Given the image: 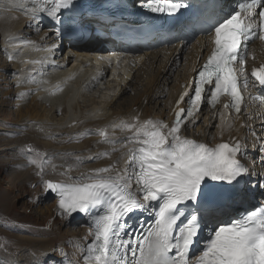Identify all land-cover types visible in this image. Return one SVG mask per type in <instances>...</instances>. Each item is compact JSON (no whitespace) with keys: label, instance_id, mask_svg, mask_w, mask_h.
<instances>
[{"label":"snow or ice","instance_id":"obj_1","mask_svg":"<svg viewBox=\"0 0 264 264\" xmlns=\"http://www.w3.org/2000/svg\"><path fill=\"white\" fill-rule=\"evenodd\" d=\"M107 4L105 8L82 0H13L14 7L35 21L50 18L57 38L70 39H83L93 30H126L122 16L117 15L123 0H107ZM135 6L147 17H166L190 25L193 33L206 34L211 49L180 95L171 123L141 120L136 115L88 130L101 137L97 143L112 145L89 159L111 158L119 152L117 161L73 176V169L82 163L79 155L73 156L74 163L64 171L57 172L63 167L52 163L57 154L31 145L21 148L28 164L38 169L45 195L54 194L58 214H83L91 225L92 239L85 237L84 243L77 241L75 245L80 259L65 254L60 264H264V202L235 216L226 212L245 182L250 188L257 187L251 183L254 168L239 158L243 145L231 138L209 145L182 134L187 123H195L206 96L212 108L227 97L223 108L239 114L245 104L244 90L251 86L260 94H250L248 99L264 104V63L250 72L246 67L249 43L257 39L264 42V0H135ZM7 39L33 43L17 34H9ZM60 90L57 84L53 94ZM186 97L188 107H179ZM221 126L231 128L233 124L221 114ZM116 129L123 135L116 137ZM86 134L77 133L75 138ZM261 148L264 151V145ZM125 156L121 169L119 160ZM48 167L54 175L65 178L43 179ZM258 186L264 191V175ZM136 213L143 215L136 219ZM145 216L151 219L146 221ZM0 227L11 225L0 218ZM0 264L19 261L3 259Z\"/></svg>","mask_w":264,"mask_h":264},{"label":"bare ground","instance_id":"obj_2","mask_svg":"<svg viewBox=\"0 0 264 264\" xmlns=\"http://www.w3.org/2000/svg\"><path fill=\"white\" fill-rule=\"evenodd\" d=\"M9 7L12 10L6 11ZM30 21L32 26H29ZM33 32L34 37L31 36ZM9 34H17L33 43L25 45L21 44L20 40L9 41L7 39ZM189 41H177L169 46L129 54L117 62L114 57L118 50L103 48L94 52L89 49L92 44L98 43L97 36L85 45H72L70 40L56 37L55 24L50 18L45 17L35 21L24 10L14 7L13 0H0V46L4 54L3 62L11 64L8 70L12 72L15 83L21 86L20 93H25L21 96L24 103L22 108H27V111L20 113L19 116L23 117V121L26 115L30 119L26 126H39L38 137L33 138L30 143H25L23 140L21 143H25V146H34L50 155L57 154L52 163L63 165L57 168V172L64 171L68 164L74 163L73 156L79 155L82 163L78 168L73 169L71 173L73 176L79 171L103 167L117 161L120 157L119 152L113 153L111 158L89 159L95 153L110 149L112 145L97 143L101 137L88 130L104 127L112 122L118 123L120 120H131L136 115H139L141 120L153 118L171 123L175 118L174 110L180 95L188 81L195 75V71L206 60L211 49L210 38L207 35ZM53 44L58 47L52 48ZM63 49H67V52L60 58ZM252 56L264 58V47L261 43L256 42L252 45L251 54L248 56L249 63H253ZM31 61H42V63L33 64ZM6 65L8 66L7 63ZM117 68L118 74L110 77V73ZM57 84L62 90L54 91L53 94L54 86ZM113 86H120L119 91L115 93L111 89ZM85 87L91 95L94 92L93 97H87L82 93ZM69 88H72L71 91H68ZM129 91H138L139 98L132 101L124 99L120 102L119 100ZM249 92L238 115L223 109L221 105L212 108L206 101L195 115V123L189 122L182 128L183 135L197 141L217 143L231 138L243 145L239 157L254 168L255 175L251 178V183L257 184V187L250 188L247 184L248 193H241L231 202L232 206L239 209L245 201H251L253 195L261 196L264 201V191L259 190V179L257 180L259 170L264 169V151L261 148L264 145V104L248 99L250 94L258 93L256 87L250 86ZM29 97L34 99L33 102L28 101ZM42 97L43 103L40 101ZM187 100L185 98L179 107L184 106ZM82 101L85 103L81 104ZM154 101L159 107H151L150 104ZM22 108H19V112ZM42 108L47 113L43 114L44 110L38 116L36 111ZM55 111L65 112L60 118L55 117V121H52L49 115L54 114ZM221 114L232 122L231 128L221 126ZM31 119L34 121L30 122ZM85 132L87 134L80 138L82 140L80 143L73 142L78 140L75 138L77 133ZM109 132L111 133L112 129H109ZM114 134L116 137L123 135L119 129H116ZM46 135L54 136L60 142L54 143L49 141L50 138L46 140ZM43 136L45 139H41ZM6 139L0 143V157L4 150H10L13 154L15 148L20 147L17 140L11 142ZM115 147L119 148L120 145L116 144ZM124 151L127 152V149ZM24 155L26 154L22 153V165L33 168L34 171L30 176L28 175L27 184L37 185L32 203H39L37 206H40L42 202H46V209L39 207L40 218L36 219L37 230L33 231L36 232L35 237L30 236L31 234L16 235L10 232L14 228L4 227V230L9 229L7 230L9 232H6L4 238L0 236V243L4 249H7L3 252V256L9 261H19V264H48L53 259L60 264L65 259V254L70 259L79 260V249L75 245L77 241L84 243L85 237L89 241L92 239L89 235L91 225L83 214H74L72 217H62L58 214L54 194L49 195L52 199L47 202L48 194L45 195L41 176L36 174L38 169L35 165H29L28 160L23 162ZM125 160L126 156L125 159L119 160V168H124ZM19 161L17 160L18 163ZM25 171L22 170L21 173L26 174ZM25 176L24 178H27ZM64 178L54 175L50 167L45 169L43 175V179ZM0 198L2 207L11 210L12 199L4 192H0ZM226 212L229 215L230 212L227 210ZM66 224H73L74 234L72 233L69 239L64 237L65 241L63 239L58 241L60 230ZM4 230L0 229V231Z\"/></svg>","mask_w":264,"mask_h":264},{"label":"rangeland","instance_id":"obj_3","mask_svg":"<svg viewBox=\"0 0 264 264\" xmlns=\"http://www.w3.org/2000/svg\"><path fill=\"white\" fill-rule=\"evenodd\" d=\"M32 35L34 37L35 33L34 32L31 33V36ZM1 50L2 48L0 46V59H1L0 60V100H2V102L0 101V128H2L0 130V143L3 142L7 138L6 140H10L11 142H14L17 140L20 147L17 146L13 154L10 150H4L2 152L3 155L0 157V192H4L5 194H7V196H9L13 202V207H11V210H6L2 207V199L0 198V218H3L4 220H6L11 225V228H14L10 230L11 233H15L16 235L18 233L20 236H23V235L28 236L31 234L30 236L35 237L36 232H33V231L37 230V225H35L36 219L40 218L38 210H39V207L44 209L46 202H42L40 206H37L39 203L37 204L32 203L34 192H36L37 190V185L34 184L36 187H32L31 185L29 186L27 184L28 177L30 176L31 172L33 173L34 171H33V168H29L25 165H22L21 148L22 146L23 147L25 146L24 145L25 143H30L33 138L38 137L39 126H26V124L29 122L30 119H28L26 115L25 120L23 121L22 119L23 117L19 116L20 113H25L27 111V108H22L24 103L22 102L23 99L21 98V96L17 98L18 94H20L19 89L21 86H19V84H16L17 82L15 83V79H13L12 72H10V69L8 70L11 64L9 62H6L8 64L7 66L6 63L3 62L4 54L1 52ZM65 52H67V49H63L60 58L64 56ZM57 57H59V55ZM71 89L72 88H69L68 91H71ZM111 89L115 91L116 93L119 91L120 86H113ZM82 93L87 95V97L94 96V92H92V95H91L90 94L91 92H89L88 88L86 87L84 88ZM138 98H139L138 91H133V92L129 91V93H127L125 97L121 98L119 101L122 102L124 101V99L128 101H132ZM33 100L34 99L31 97L28 98L29 102L30 101L33 102ZM80 100H83V98H80ZM40 101L43 103L44 98L43 97L40 98ZM84 103H85L84 101L81 102V104H84ZM150 105L153 108L159 107V104H157L155 101L152 102V104ZM115 106H117V104ZM20 107L22 109L19 112ZM44 110L45 109L43 108L42 110L38 109L37 110L38 112L36 111V113H38V116H39L41 115V112ZM64 112L65 111L60 113L59 111H55L54 114L49 115V118L50 120L55 121V117L60 118ZM45 113H47L46 110L43 112V114ZM38 116L36 118H38ZM33 119H31L30 122H33L34 121ZM45 137H46V140L50 138L49 141H52L54 143L60 142L56 140V137L54 136L52 137L51 135H46ZM41 139H45L44 136L41 137ZM22 140L25 143L22 144L21 143ZM81 141H82L81 139L80 140L78 139L73 142L80 143ZM17 160H20L19 163L17 162ZM24 160H27L26 155L23 156V162ZM19 166H20V169H19ZM25 169L27 170L25 171ZM22 170H24L26 174H22L23 173V172L21 173ZM23 175L24 176L26 175L25 177L27 178H24ZM260 175H264V169L259 170V180H260ZM51 199L52 197L48 195L46 201L48 202ZM8 200L10 199L8 198ZM37 202H39V200H37ZM72 226L73 224L64 225L60 230V234H59L60 238L58 237L59 239L57 240L61 241L63 239L65 241L64 237H66V239H69L71 234L73 233ZM0 229L4 230V227H0ZM7 230L9 229L0 231V236L3 238L6 237V232H9ZM0 245H2V243H0ZM3 252H5V249L3 248V245H2V247H0V260L6 259V257L3 256ZM7 260L9 259L7 258Z\"/></svg>","mask_w":264,"mask_h":264}]
</instances>
